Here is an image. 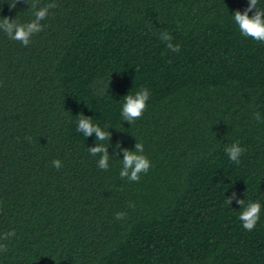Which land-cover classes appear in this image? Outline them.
<instances>
[{"label":"trees","instance_id":"obj_1","mask_svg":"<svg viewBox=\"0 0 264 264\" xmlns=\"http://www.w3.org/2000/svg\"><path fill=\"white\" fill-rule=\"evenodd\" d=\"M52 2L28 46L0 31V237L16 233L0 239V264H264V42L233 19L249 0L39 6ZM11 3L0 17L33 18ZM141 87L148 106L130 124L122 102ZM82 115L111 132L107 170L88 151L95 134L77 131ZM137 141L151 167L122 180ZM237 142L238 165L225 151ZM234 193L261 204L251 232L226 203Z\"/></svg>","mask_w":264,"mask_h":264},{"label":"clouds","instance_id":"obj_2","mask_svg":"<svg viewBox=\"0 0 264 264\" xmlns=\"http://www.w3.org/2000/svg\"><path fill=\"white\" fill-rule=\"evenodd\" d=\"M20 0H14L10 4V8H15ZM28 3V0H25ZM30 4L32 9L33 18L26 23H19L10 17H0V31L4 32L10 39L20 42L23 46H28L31 42V37L43 30L44 25L41 21L45 20L49 14V9L57 7L55 2L39 6V0H33ZM255 12L253 15L249 13ZM235 24L238 26L240 33L244 37H250L258 42H264V10L258 7V0H249L248 7L243 11H235L233 14ZM159 38L166 43L167 48L173 52L180 51V45L174 44L173 37L168 32H161ZM150 90L141 87L134 94L129 93L124 97L121 108V117L123 121L132 124L134 121L140 119L145 110L147 109V102L150 99ZM257 120L260 119V113H254ZM77 131L82 132L87 138L95 134L96 146L88 147L91 156L98 157L97 166L102 170H107L109 167V151L103 141L111 140V132L105 131L100 125L93 122L91 117L85 115L80 116L77 121ZM144 145L137 141L135 150L125 148L123 150L122 167L120 170V178L123 180L127 178L130 182H139L142 173H147L151 167V161L144 155ZM228 158L236 163H240V157L245 151L239 142L234 143L225 148ZM53 166L57 169L62 167L59 159L52 162ZM228 197V196H227ZM241 205L243 209L239 213V220L242 223L244 230L251 232L255 229L258 221L260 220L261 204L259 202L249 201L245 204L244 199H239L237 194H233L226 200L227 204L232 205L233 201ZM130 207L134 205L130 204ZM116 220H123L126 216L124 212H117L114 214ZM15 231L5 232L0 239L8 240L10 237L15 236ZM0 252H7V245L0 243Z\"/></svg>","mask_w":264,"mask_h":264}]
</instances>
